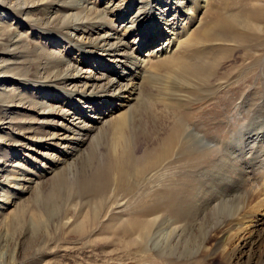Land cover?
<instances>
[{"label":"bare ground","instance_id":"1","mask_svg":"<svg viewBox=\"0 0 264 264\" xmlns=\"http://www.w3.org/2000/svg\"><path fill=\"white\" fill-rule=\"evenodd\" d=\"M205 2L0 0V221L5 224L7 209L23 201L33 183H38L34 177H27L37 176L41 171V165L38 167L41 162L37 160L57 162L55 155L63 158L81 156L89 144L101 139L105 162L89 180L78 186L79 198L89 197L93 201L89 205L94 209L96 222L103 224L106 218L112 221L120 213L118 229L127 238L126 244L136 246L139 243L140 251L145 253L152 247L172 255L187 254L200 248L204 252L201 258L179 256V259H169V264H213L214 257L211 259L207 254L212 251L208 242L216 234L223 236L216 244L223 252L219 260L223 258L224 261L220 260L219 264H264V232L260 230L264 226V131L244 133L248 126L259 122L264 95L260 96L263 100L259 103L249 95L237 94L239 115L249 122L239 125L237 132L230 136L232 140L221 141L222 146L232 150L230 160L223 153L211 160L212 169L224 172L225 178L246 187L235 199H223L219 203L212 200L210 206H203L199 197L215 195L217 199L221 198L225 194L224 187L208 179L207 174L202 176L200 173L202 178L199 179L201 170H198L197 159L184 161L180 155L174 158L178 155L174 154L177 148L181 150L184 145V133L195 125L192 122L194 113L185 101L203 102L205 94L212 95L226 85L221 86V79H229L232 75L227 70L218 75L215 64L201 65L192 62L193 59L190 61L191 52L202 53L205 49L208 52L211 43L219 44L225 37L235 42L248 40L254 45L260 36L251 30L257 27L264 31L263 24L258 23L264 21L262 12L256 22L244 21L247 26L241 31L234 24L237 16L232 14L233 7L229 11L233 6L231 2L223 0L221 8H211L210 19L206 18L209 14L206 11L199 15ZM153 57L162 58L157 67H149L148 60ZM105 58L109 64L102 65L105 63L101 60ZM259 62H253L250 67L255 69L254 65L258 67ZM124 63L127 67L120 69ZM150 77L161 81L149 90L150 96L155 89L158 98L170 100L161 103L160 108L142 96V84ZM178 77L182 78L181 85L189 90L187 99H182L175 90L180 86ZM33 90L37 96L28 99L26 94L31 95ZM221 98H217L219 102H223ZM99 100L106 104L96 106ZM192 111L196 116L200 109L192 108ZM251 113L254 114L252 118ZM86 129L92 133L89 144V135L84 133ZM194 135L198 145L203 143V147H209L207 150L200 148L197 153L201 162L213 149L204 142L206 136L197 131ZM145 145L151 151L158 148L159 152L139 168L135 155ZM11 153L15 161L12 166H6L2 158ZM62 163L66 165L67 162L63 159ZM72 165L73 162L68 163L64 168ZM30 166L35 171L32 174L28 170ZM212 169L206 167L204 170L203 167L204 172L210 173ZM259 175L261 189L258 191L254 183ZM57 178L46 184L51 190L46 199L42 193L39 196L38 203L47 206L40 222L57 215L58 223L56 229L48 233L50 236L61 238L71 225L84 236L88 230V225L86 228L84 225L87 221L78 220L76 215L64 216L54 208L48 210L56 204L54 191L61 186ZM188 179L195 182L191 197L184 183ZM125 194L132 195L133 206L126 211L128 213L114 212ZM234 201L232 215L220 221L218 211ZM200 204L201 210H198ZM74 205L76 209L83 206L80 202ZM126 214L147 220L129 223L127 227L122 219ZM234 219L237 221L234 238L238 242L232 249H227L230 234L226 228ZM212 220L216 222L207 226ZM252 220L256 223L252 222L250 228L244 225ZM29 223L34 230L38 221L31 217ZM245 230L253 235L241 240ZM18 242L13 238L8 242V253L0 251V264L19 262ZM58 244L59 241L52 250L58 248Z\"/></svg>","mask_w":264,"mask_h":264},{"label":"rangeland","instance_id":"2","mask_svg":"<svg viewBox=\"0 0 264 264\" xmlns=\"http://www.w3.org/2000/svg\"><path fill=\"white\" fill-rule=\"evenodd\" d=\"M208 1L210 3H208ZM208 1L206 0L205 2V8L201 9L202 12L199 13V15L201 14L200 16H202L205 11L208 14L211 8H215L216 6L219 8L222 7L221 5L223 3V0H208ZM227 1L229 3L231 2L233 5L229 8L231 9L233 7L232 8L233 11L232 9L229 11H232L233 12L232 14L237 16L236 18L237 23L234 24L236 25L237 29L241 31H243L242 29H244L245 26H247V24L245 23L246 20H249L251 22L254 21L256 22L258 21L257 19L259 16V12L264 13V7H263L264 0H231V1L227 0ZM210 4L212 7L208 6ZM209 17H210V13L207 15L206 18L208 19ZM9 18L11 19V17H8V19ZM185 23L186 21L183 22V24ZM258 23L259 24L261 23L264 26V21ZM251 31L255 32L257 36H260L259 40L261 41V43H259L260 41L258 40L256 41L258 43L256 44L254 43L253 45V43L248 40L239 39L238 42L237 41L235 42L232 41L233 39H231L230 37L229 38L225 37L224 39L219 40L220 41L219 44L211 43L209 47L211 49L208 52L206 51V49L203 50L204 52L202 53H197L196 51L191 52L190 55L191 57H189L190 61L193 59L192 62H196L201 65L215 64V69L218 75L223 74L225 70L231 72L232 75L229 76V79L224 78L221 79L222 81L217 80L220 81L219 83H221V86L222 85L224 86V84L226 85L223 88H219V90L215 92L216 94L213 93L212 95H209L210 93H208L209 96L205 94L204 95L205 100L203 99V102L201 103L198 102L194 104V99H192L193 102L189 103V99H187L188 97H190L189 90L187 89V87L181 85L182 78L178 77L177 79V84H180V86H177L178 89L175 90H177L178 94L180 93L179 95L182 97V99L185 98L188 100V101L186 100L185 102L189 104L188 105L189 107H191L189 108L191 113L192 112L194 113V116L192 117L193 118L192 122H194L195 125L197 124L196 126L198 129L196 130V126L193 124V126L189 127V129L187 130V133H184L183 135L184 145L182 146L181 150L177 148L178 153L174 152V154L175 156L177 154L178 155L174 158L176 159L180 155L184 161H189V160L193 161V159H197L196 161H198V170H201V172L199 171V175L200 173L202 174V176L207 174L208 179L213 181L215 180L218 183V185H220V187H224L223 192L225 194H223L222 195L223 197L221 198L218 197L217 199L215 195H211L207 197L202 195L201 198L199 197L200 201L203 203V206H206L207 204L208 206H210L212 200L214 201L216 200L215 202L219 203L223 199L225 200L231 198L235 199L236 196L240 195L246 190V187H244V185H237L230 178H225L223 176L224 172L212 169L211 165L213 159L222 153L226 154L228 160H230L229 152H232V150L230 148L226 149V147L222 146L224 145L222 142H224L225 139H228L225 141L232 140V137L230 136H232L237 132V130L239 129V125L246 122V120H244V118L239 115V107L238 105H236V103L239 101L237 94L241 92L244 95H249L248 97H250V99L252 98V100H258L259 103L263 100V98H260V96L262 94L264 95V44H263L264 31L259 30L257 27H254V30L252 29ZM132 47L134 46L132 45ZM106 58L101 60V63H105L102 65L109 64V61H105ZM161 60L162 58L158 59L157 57L150 58L148 60L149 67H157L158 64L161 62ZM255 61H260V62L258 64V67L257 65H254L255 69L254 68L252 69L250 66ZM122 67L124 68L127 67V63H124L123 66L121 65L120 69H122ZM240 76L246 79H244V81L242 82L243 78ZM237 78L241 80L239 79L237 80ZM172 81H175L174 78ZM160 82L161 81L159 79L155 77H150V79L149 78L145 79L142 84L144 91L142 96L144 95L143 97L151 99L150 101L154 102L156 107L159 108H160V104L168 99H164L163 101L161 97L158 98L159 96L158 97L156 96L158 95V91H155V89L153 90L154 97L153 95H151L152 96L151 97L150 96L151 92L149 90L152 87L160 85ZM240 87L241 89H239ZM258 91H260L261 93H257ZM255 93L257 94L254 95ZM26 95L28 99L30 97L34 98L37 96L35 91L32 92L31 95L30 94H26ZM219 97H222L221 99L224 103L218 101ZM232 98H236V99H232ZM106 100H108V98H106ZM100 104H106V103H104L103 100H99L96 106L99 107ZM260 104H262V108L259 110V117H260L258 120L259 122H255L254 124H251L252 123L251 122L250 123L251 125L245 129L244 133L252 134L257 131H264V102H261ZM192 108L193 110L200 109L199 113L196 116H195V111H192ZM247 108L249 110V106H247ZM187 110L188 109H185L186 112ZM189 110L188 112H190ZM253 113H255V111ZM253 113H251L250 115L251 118L254 117ZM247 114L248 112L246 113L245 116H247ZM248 122L246 123L248 124ZM86 123H89L88 125L92 126L91 122L86 121ZM87 130L88 129H86L84 133H88L89 135V139L87 140L89 144L90 139L92 138V133L91 130L86 132ZM196 131L198 132V134L200 135L202 134L206 136V137L203 136L205 139H207L204 142L208 143L211 149H213L210 150L206 156L204 155L205 156L203 158L204 161L201 160V162H199L200 158L197 155V153L200 152V148L203 150H207V148L209 147L208 146L203 147V143L202 144L200 143L198 145L197 138L194 135ZM189 134L191 135L189 136ZM101 143L102 141L100 139L97 142H95V144L93 145L89 144L86 147V149L83 150L81 156H79L80 154H78L76 156H66L65 158H63L58 155H55L57 158L56 159L57 162H53L51 160L50 161L43 160L44 162L43 163L41 159L37 160V162H41V164L40 163L38 164V167H40L41 165V167L43 166L42 168L44 170L40 167L41 171L38 172L39 174L37 173L39 176L27 175V177H31V178L34 177L33 180L36 179V182L38 183L35 182L33 183L32 189L30 190L29 193H27L24 196L23 201H19L17 205L10 206L7 209L6 214L8 215V221L5 224L2 221H0V251L6 250V252L8 253V242H12L13 238L19 240L18 242V244L20 245V250L18 252L19 262L17 263L11 262L9 264H22V263L23 264H169L168 262L169 259H179L178 258L179 256L180 258H184V259H192L195 258L196 256H200L201 258V254H204L202 248L194 250L193 252L187 254L172 255V253L169 252L162 253L159 249L158 251L157 248H153V247L152 249L149 250L148 253H145L143 251H140L139 243H138L139 245L135 243L136 246L132 243L126 244L127 238L123 236L122 230L118 229L117 220L119 217L118 215L120 213L117 214L112 221H110L109 218L104 219L105 221L103 224L102 223L99 224V222L95 221L97 217H95L94 215L95 214L94 209L91 207V205H89V202H93V201L90 200L91 198L89 197L83 199L79 198L78 186L84 180H89L91 176L95 174L98 171V169H100L103 166L105 162V156L101 154L102 152ZM213 146L217 150L214 149ZM158 152H159L158 148H153V151H151L150 148H147L146 145L142 146L141 148L138 149L135 155L137 158L136 166L139 168L145 166L144 164L150 159H153L155 156H157ZM53 154H55V152H53ZM63 159L65 163L67 162L66 165L72 162L74 165L68 168H64L66 167V165L62 163ZM14 161L15 160L13 159L12 153L8 154V156L4 155L2 158V163H4L6 166H12ZM50 162L53 163L51 164ZM35 163L36 162L31 163L30 165L34 166ZM31 166L28 168V170L30 169L29 170L30 174H32V172L34 171L33 167ZM58 167H59L58 170L55 169ZM203 167L204 170L207 167L209 169H212V171L210 173L208 171L204 172ZM41 173L43 174V176ZM53 173H57V174L52 176ZM208 174L210 177L208 176ZM202 176L200 175L199 179H201ZM215 176H217V179ZM55 177H58L57 179L59 184H61V186L59 189L54 191V196L56 195L55 196L56 204L54 206L51 205V207H49L48 210L50 212L51 209L54 208L57 213L61 212L64 216L76 215L79 218L78 220L87 221V223H85L84 225L85 228L88 225V230L84 236H82L81 233L77 231L78 229L74 228L72 225L64 230V234H62L63 236H61V238L58 236H50L48 233L56 229V225L58 223L57 215L51 216L49 221H46L44 223L40 222V218L45 216L44 211H46L47 206L44 207L41 204H39L38 199L41 193L44 194L43 195L44 199H46V196L50 194L51 190L49 189V184L48 185L46 184L50 183L51 179H54ZM227 179H229L230 181ZM259 179H260V175L258 176V179L254 183L256 185L255 188L258 191L261 189V184H259L261 180ZM140 182L141 180L139 181V185ZM184 183L186 184L185 185L186 192L188 191V195L191 197L193 194L192 190H194L195 188L194 186L195 182L188 179ZM38 184L39 186H37ZM43 188H45L44 189L45 192ZM229 190L231 191L229 192ZM121 197L123 198L120 200V207L115 208L114 212L117 211V212L128 213L126 211L129 210L131 206H133L132 199L130 198L132 197V195L130 196L125 194ZM77 202H80L81 205L83 206L79 205V207L76 209L74 204H76ZM235 202L236 201L228 203L226 208L218 211V217L220 218V221L227 220L228 216L232 215ZM198 210H201V204ZM31 217L34 218V220L36 219L38 221V224L36 225V228L34 230H31V227L29 225ZM122 219L124 220L123 224H125L127 227L129 223L132 224V222L147 220L130 214L129 215L126 214ZM214 222L216 221L212 220L210 223L207 224V226H211L212 223ZM235 222H237L235 221V219L232 220L231 222H229V225L226 228L227 229L226 232L230 234V236L228 237L230 238V241L226 246L227 249L228 248L232 249V246H234V244L238 242L235 241L234 238L236 232L234 227L236 226ZM252 222L253 224L256 223L255 220H252L251 222H247L244 225H248V228H250V226L253 225ZM246 230L249 231L248 229ZM246 230L244 231L245 233L241 236L240 238L241 240H243L245 237H246L245 239L252 237L253 233L246 232ZM260 230L261 232H264V226H262ZM114 235H118V236L115 237ZM222 237H223L222 234L212 235V238L208 242V247L211 248L212 251L208 252L207 254L209 258H211L212 256L214 257L213 264H219L220 260L224 261L223 258H220L219 260V257L220 255L222 256L223 252H221V249H218L216 247L218 240H220ZM58 241H59L58 248L52 250V246L55 245ZM123 243L126 244L127 246L123 245ZM150 243H152V241H150ZM44 244H46L47 246L44 247ZM41 247L44 248L36 252V250ZM169 254L171 255V257L169 256Z\"/></svg>","mask_w":264,"mask_h":264}]
</instances>
